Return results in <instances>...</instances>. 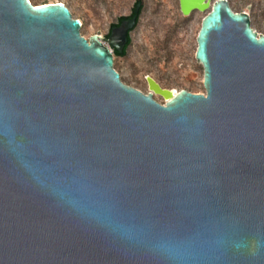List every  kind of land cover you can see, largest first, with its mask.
Here are the masks:
<instances>
[{"label":"water","instance_id":"1","mask_svg":"<svg viewBox=\"0 0 264 264\" xmlns=\"http://www.w3.org/2000/svg\"><path fill=\"white\" fill-rule=\"evenodd\" d=\"M179 3L209 9L203 94L121 82L141 3L108 48L62 3L0 0V264H264V34Z\"/></svg>","mask_w":264,"mask_h":264},{"label":"rangeland","instance_id":"2","mask_svg":"<svg viewBox=\"0 0 264 264\" xmlns=\"http://www.w3.org/2000/svg\"><path fill=\"white\" fill-rule=\"evenodd\" d=\"M32 4L62 3L73 19L81 23L80 35L105 37L110 24L129 16L136 0H29ZM216 0H210L212 4ZM235 13L249 14L251 28L264 34V0H227ZM143 10L132 45L125 58H115L113 67L121 82L148 94L146 78L176 93L185 90L203 94V69L195 60L196 37L203 17L209 12L194 11L184 18L179 0H142ZM158 103L163 98L153 95Z\"/></svg>","mask_w":264,"mask_h":264},{"label":"flooded vegetation","instance_id":"3","mask_svg":"<svg viewBox=\"0 0 264 264\" xmlns=\"http://www.w3.org/2000/svg\"><path fill=\"white\" fill-rule=\"evenodd\" d=\"M137 3H141V8H143V6H142V0H140L139 2H137V0H136V3H135V5H134V8H135V6H136V4ZM180 4V3H179ZM180 6V5H179ZM134 8L131 10V13L129 14V16H126V17H123V18H119L114 24H111L110 25V27H109V30H108V33L105 35V37L103 38V40H102V42L105 44V45H107V46H109L108 45V37H109V35H110V32H111V28L113 27V26H118L119 25V23H120V21L122 20V19H130V18H132L135 14H134ZM141 8H140V10H139V12H138V14H137V16H136V24H135V27L131 30V31H129L128 33H127V42L125 43V45L123 46V48H122V53L121 54H119L117 51H116V49L115 48H112V53H113V62H114V59L115 58H125L126 56H127V54H128V50H129V48L131 47V45H132V37H131V34H132V32L137 28V26H138V24H139V21H140V16H141V13H142V11H141ZM194 12V11H193ZM182 14V13H181ZM191 15V14H190ZM189 15V16H190ZM182 16H183V14H182ZM188 16V17H189ZM184 17V16H183ZM184 18H187V17H184ZM153 100L154 101H156L154 98H153ZM157 102V101H156ZM161 104H164V103H161Z\"/></svg>","mask_w":264,"mask_h":264},{"label":"trees","instance_id":"4","mask_svg":"<svg viewBox=\"0 0 264 264\" xmlns=\"http://www.w3.org/2000/svg\"><path fill=\"white\" fill-rule=\"evenodd\" d=\"M140 0H137V2H139ZM32 4V3H31ZM43 4H46V3H43ZM33 6H38L40 4H32ZM143 10V8H141V11ZM115 69V67H113ZM116 71V70H115Z\"/></svg>","mask_w":264,"mask_h":264},{"label":"built area","instance_id":"5","mask_svg":"<svg viewBox=\"0 0 264 264\" xmlns=\"http://www.w3.org/2000/svg\"><path fill=\"white\" fill-rule=\"evenodd\" d=\"M81 27V26H80ZM104 44V43H103ZM105 45V44H104ZM106 47H108L109 48V46H107V45H105Z\"/></svg>","mask_w":264,"mask_h":264},{"label":"bare ground","instance_id":"6","mask_svg":"<svg viewBox=\"0 0 264 264\" xmlns=\"http://www.w3.org/2000/svg\"><path fill=\"white\" fill-rule=\"evenodd\" d=\"M82 26V25H81Z\"/></svg>","mask_w":264,"mask_h":264}]
</instances>
